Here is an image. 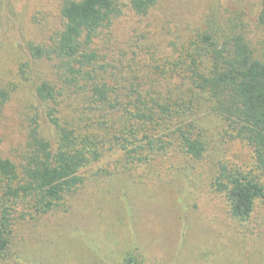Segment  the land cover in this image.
Instances as JSON below:
<instances>
[{"label": "trees", "instance_id": "16d2710c", "mask_svg": "<svg viewBox=\"0 0 264 264\" xmlns=\"http://www.w3.org/2000/svg\"><path fill=\"white\" fill-rule=\"evenodd\" d=\"M156 3L131 0L128 8L142 21ZM122 8L118 0H65L61 28L48 43L28 47L31 60L52 64V77L33 85L40 121L21 161L0 156V263L19 225L68 211L82 171L104 156L121 151L126 165L147 175L178 156L204 158L210 146L205 118L197 122L202 115L217 116L264 176V53L216 17L167 49L131 53L114 33ZM258 22L264 25V2ZM9 94L0 90V112ZM212 187L233 220H249L264 203V177L235 164L219 162ZM135 260L128 255L126 264Z\"/></svg>", "mask_w": 264, "mask_h": 264}, {"label": "rangeland", "instance_id": "374dc122", "mask_svg": "<svg viewBox=\"0 0 264 264\" xmlns=\"http://www.w3.org/2000/svg\"><path fill=\"white\" fill-rule=\"evenodd\" d=\"M64 1L0 0V90L10 92L0 112V156L14 162L40 121L33 85L52 77V64L31 60L28 47L48 43L61 28ZM118 1L125 15L114 33L131 53L181 43L206 17L222 20L264 53L258 22L264 0H157L142 21L129 10L131 0ZM204 118L210 146L204 158L178 156L147 175L126 165L121 151L104 156L82 171L84 184L66 201L68 211L19 225L16 245L0 264H126L128 255L134 264H264V203L257 202L249 220H233L212 187L219 162L263 172L217 116L202 115L198 125Z\"/></svg>", "mask_w": 264, "mask_h": 264}]
</instances>
